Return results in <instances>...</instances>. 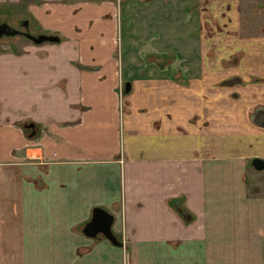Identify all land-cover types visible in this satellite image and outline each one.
<instances>
[{"label":"crops","instance_id":"0c3cea01","mask_svg":"<svg viewBox=\"0 0 264 264\" xmlns=\"http://www.w3.org/2000/svg\"><path fill=\"white\" fill-rule=\"evenodd\" d=\"M25 12L58 40L0 42V264H264V34L239 83L134 70L119 99L113 1ZM93 207L120 244L83 232Z\"/></svg>","mask_w":264,"mask_h":264},{"label":"rangeland","instance_id":"374dc122","mask_svg":"<svg viewBox=\"0 0 264 264\" xmlns=\"http://www.w3.org/2000/svg\"><path fill=\"white\" fill-rule=\"evenodd\" d=\"M111 1L117 22L114 54L119 58L123 77V80L118 79L119 87L115 94L119 93L121 97L128 93L123 91L124 82H131L125 77L134 76V70L138 73L151 68L161 72L168 70L173 80L185 86L200 76L202 64L207 77L220 82L234 73L232 71L244 53L235 44L264 34V0ZM25 3L26 0L16 3L4 0L0 3V21L30 34H38L31 21L33 19H29L25 12ZM137 3L145 7L144 11L153 8L154 14L144 12L139 21ZM155 15L159 19L150 25L149 20H153ZM21 20L27 21L25 26ZM22 41L28 39L20 32L0 35V42L10 48Z\"/></svg>","mask_w":264,"mask_h":264},{"label":"water","instance_id":"95a60500","mask_svg":"<svg viewBox=\"0 0 264 264\" xmlns=\"http://www.w3.org/2000/svg\"><path fill=\"white\" fill-rule=\"evenodd\" d=\"M27 23L26 20H22L21 24L25 26ZM20 32L19 29L13 28L9 26L7 23L0 21V35H12L14 33ZM23 35L28 38L33 43H40L42 41H57L58 36L55 34L48 33H38V34H30L28 32H22ZM238 80V78L236 79ZM234 79H230L225 81L226 84L232 83ZM129 82H124L123 91L126 93L129 90ZM257 124H262L257 121ZM24 129L28 130L27 135L31 136L35 133V125L33 122H26L23 124ZM251 165L255 169H260L264 167V160L259 157H253L251 159ZM113 216L107 210L101 207H93L91 211L90 218L87 222H85L83 226V232L86 235L94 236L96 233H101L105 238H107L112 244H120V241L117 240L116 236L111 231L110 225L112 222Z\"/></svg>","mask_w":264,"mask_h":264},{"label":"flooded vegetation","instance_id":"af4514ba","mask_svg":"<svg viewBox=\"0 0 264 264\" xmlns=\"http://www.w3.org/2000/svg\"><path fill=\"white\" fill-rule=\"evenodd\" d=\"M22 21V20H21ZM23 28H25V27H23ZM17 29V28H16ZM20 30V29H19ZM22 32H27L26 30H20V33H22ZM23 34V33H22ZM28 39V38H27ZM238 78V76H236V75H230V76H228V77H226V78H224V79H222L219 83H221V84H223V85H227V86H229V85H233V84H235V83H239L241 80H240V78H238V80H236ZM230 79H234V81L232 82V83H229V84H226L225 83V81H227V80H230ZM129 85H130V83H129ZM123 88H124V84H123ZM256 116H257V118L258 119H262V115H260L259 113L258 114H256ZM29 122H31V121H29Z\"/></svg>","mask_w":264,"mask_h":264},{"label":"trees","instance_id":"16d2710c","mask_svg":"<svg viewBox=\"0 0 264 264\" xmlns=\"http://www.w3.org/2000/svg\"><path fill=\"white\" fill-rule=\"evenodd\" d=\"M255 80V81H264V78H260V77H250V80Z\"/></svg>","mask_w":264,"mask_h":264},{"label":"built area","instance_id":"2783aa9c","mask_svg":"<svg viewBox=\"0 0 264 264\" xmlns=\"http://www.w3.org/2000/svg\"><path fill=\"white\" fill-rule=\"evenodd\" d=\"M119 87V84H117V88ZM117 97L120 99L121 96L119 95V93L117 94Z\"/></svg>","mask_w":264,"mask_h":264}]
</instances>
